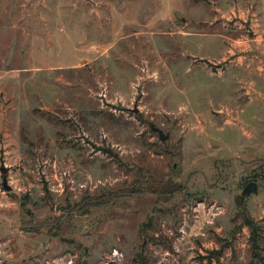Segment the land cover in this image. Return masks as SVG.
Here are the masks:
<instances>
[{
  "label": "rangeland",
  "instance_id": "rangeland-1",
  "mask_svg": "<svg viewBox=\"0 0 264 264\" xmlns=\"http://www.w3.org/2000/svg\"><path fill=\"white\" fill-rule=\"evenodd\" d=\"M256 3L0 0V264H264Z\"/></svg>",
  "mask_w": 264,
  "mask_h": 264
},
{
  "label": "water",
  "instance_id": "water-1",
  "mask_svg": "<svg viewBox=\"0 0 264 264\" xmlns=\"http://www.w3.org/2000/svg\"><path fill=\"white\" fill-rule=\"evenodd\" d=\"M138 110L135 108L133 113H137ZM158 135H159V138L164 141L167 139V137H163V134L161 131H158ZM257 192V189H256V186L254 183H250L248 184L242 191V195L245 197V196H248L250 195L251 193H256Z\"/></svg>",
  "mask_w": 264,
  "mask_h": 264
},
{
  "label": "crops",
  "instance_id": "crops-1",
  "mask_svg": "<svg viewBox=\"0 0 264 264\" xmlns=\"http://www.w3.org/2000/svg\"><path fill=\"white\" fill-rule=\"evenodd\" d=\"M211 1H214V0H211ZM215 1H224V0H215ZM253 1L257 2L256 3V14L264 18V0H253ZM169 14H172V12L168 11V13L164 15V18H167Z\"/></svg>",
  "mask_w": 264,
  "mask_h": 264
},
{
  "label": "trees",
  "instance_id": "trees-1",
  "mask_svg": "<svg viewBox=\"0 0 264 264\" xmlns=\"http://www.w3.org/2000/svg\"><path fill=\"white\" fill-rule=\"evenodd\" d=\"M245 225L251 228V236L253 237L256 234L257 229L252 225V221L245 219Z\"/></svg>",
  "mask_w": 264,
  "mask_h": 264
}]
</instances>
